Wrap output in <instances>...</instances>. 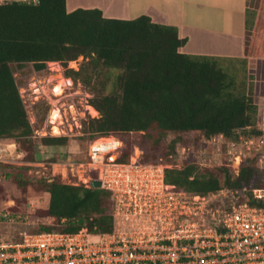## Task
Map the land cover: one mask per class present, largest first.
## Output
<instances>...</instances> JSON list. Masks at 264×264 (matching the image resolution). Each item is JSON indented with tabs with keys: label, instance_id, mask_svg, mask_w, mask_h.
Instances as JSON below:
<instances>
[{
	"label": "trees",
	"instance_id": "1",
	"mask_svg": "<svg viewBox=\"0 0 264 264\" xmlns=\"http://www.w3.org/2000/svg\"><path fill=\"white\" fill-rule=\"evenodd\" d=\"M246 26L250 27L248 18ZM184 43L175 26L154 23L147 15L113 19L104 17L98 8L67 12L66 0L0 4V139L15 142L11 139L20 138L29 144L38 139L49 146L67 143V137L32 138L12 64L20 67L32 62L42 68L46 60L67 61L79 55L117 70L110 92L93 94L91 103L100 116L89 119L84 129L96 136L113 134L122 139L120 161L129 158L134 146L141 148L143 162L172 161L175 141L162 145L169 133L200 131L207 137L233 138L238 130L254 128L258 106L253 84L239 80L231 66L235 60L245 63L246 59L185 54L179 51ZM80 69L71 73L84 84L88 80L78 78ZM252 132L261 134L259 129ZM134 133L140 134L139 144L126 146ZM6 164L0 162V168ZM165 176L177 187L198 193L264 186V170L247 159L241 161L236 175L228 166L210 170L184 163L166 168ZM39 183L49 194L47 212L53 223L29 232L112 229L107 190L55 178ZM250 204L264 202L251 200Z\"/></svg>",
	"mask_w": 264,
	"mask_h": 264
},
{
	"label": "built area",
	"instance_id": "2",
	"mask_svg": "<svg viewBox=\"0 0 264 264\" xmlns=\"http://www.w3.org/2000/svg\"><path fill=\"white\" fill-rule=\"evenodd\" d=\"M84 59H49L42 68L29 62L28 75L20 78L19 69L13 73L32 138L79 137L86 122L100 116L91 92L71 73ZM263 136L243 142L259 150ZM123 147L116 135L96 136L85 160L70 163L74 179L69 184L88 188L98 181L109 192L110 231H25L17 241L0 236V264H264V204H250L264 202V186L183 190L165 176L166 168L180 167L173 162L175 155L170 162H143L141 148L134 146L129 158L120 161ZM17 153L15 142L0 139V162Z\"/></svg>",
	"mask_w": 264,
	"mask_h": 264
},
{
	"label": "rangeland",
	"instance_id": "3",
	"mask_svg": "<svg viewBox=\"0 0 264 264\" xmlns=\"http://www.w3.org/2000/svg\"><path fill=\"white\" fill-rule=\"evenodd\" d=\"M81 1L88 4L93 0ZM252 5L255 14L246 37V62L235 60L231 66L239 80L253 84L254 99L259 104L256 126L238 130L233 138H221L219 135L207 137L200 131L169 133L162 145L175 141L173 162L180 167L184 163H194L200 169L210 170L228 166L236 175L241 161L247 159L258 169L264 170V141H260L259 150H255V144L248 148L243 142L247 138L264 135V0H254ZM80 68L78 78H87L88 82L84 84L92 95L110 92L117 70L104 66L91 56L85 57ZM12 69L14 72L19 69L20 78L30 71L27 64L20 67L12 64ZM252 129L261 130V134L256 136ZM94 137L96 135L84 129L83 135L69 137L64 145H43L38 139H33L31 144L20 141V138L11 139L17 144L18 155L11 157L7 162L9 164L0 168V213L6 214L5 218L0 219V236L4 240L16 241L21 232L53 223L47 212L49 194L39 181L44 178H55L63 183L73 180L70 163L85 160L87 145ZM140 138L138 133L130 134L126 146L129 143L139 144ZM260 140H264V136ZM229 141H233L235 146L229 145ZM239 152L242 160L237 156ZM258 157L263 161L260 162Z\"/></svg>",
	"mask_w": 264,
	"mask_h": 264
},
{
	"label": "crops",
	"instance_id": "4",
	"mask_svg": "<svg viewBox=\"0 0 264 264\" xmlns=\"http://www.w3.org/2000/svg\"><path fill=\"white\" fill-rule=\"evenodd\" d=\"M252 1L254 3V0H93L84 4L81 0H66V10L98 8L104 17L113 19L147 15L154 23L177 28L179 37L185 38L179 48L182 53L246 59V37L255 14Z\"/></svg>",
	"mask_w": 264,
	"mask_h": 264
},
{
	"label": "water",
	"instance_id": "5",
	"mask_svg": "<svg viewBox=\"0 0 264 264\" xmlns=\"http://www.w3.org/2000/svg\"><path fill=\"white\" fill-rule=\"evenodd\" d=\"M93 185L96 186V187H100V183L98 181H94Z\"/></svg>",
	"mask_w": 264,
	"mask_h": 264
}]
</instances>
